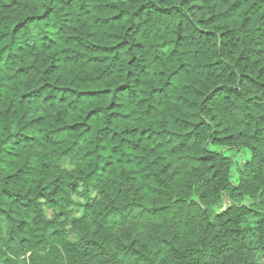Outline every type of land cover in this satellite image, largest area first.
<instances>
[{"label": "trees", "instance_id": "1", "mask_svg": "<svg viewBox=\"0 0 264 264\" xmlns=\"http://www.w3.org/2000/svg\"><path fill=\"white\" fill-rule=\"evenodd\" d=\"M0 264H264V0H0Z\"/></svg>", "mask_w": 264, "mask_h": 264}, {"label": "rangeland", "instance_id": "2", "mask_svg": "<svg viewBox=\"0 0 264 264\" xmlns=\"http://www.w3.org/2000/svg\"><path fill=\"white\" fill-rule=\"evenodd\" d=\"M241 158V157H240Z\"/></svg>", "mask_w": 264, "mask_h": 264}]
</instances>
